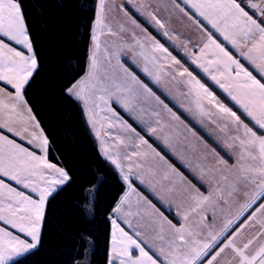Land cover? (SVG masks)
Wrapping results in <instances>:
<instances>
[{
  "label": "rangeland",
  "instance_id": "obj_1",
  "mask_svg": "<svg viewBox=\"0 0 264 264\" xmlns=\"http://www.w3.org/2000/svg\"><path fill=\"white\" fill-rule=\"evenodd\" d=\"M217 2L183 0L182 4L175 0H97L85 71L74 84L88 75L91 57L95 55L100 74L106 76V82L119 84L120 87L113 88L105 97L108 103L100 102L99 108L95 106V102H99L96 96L86 105L76 99L75 92L69 93L74 84L67 90V94L79 104L101 157L111 165L124 186L121 198L126 194L128 196L125 203L127 212H131L136 219L132 223L139 222V227L152 230L164 224L161 229L164 240L169 224L168 239L165 240L167 246L163 249L165 253L170 251V244L181 243L175 229L183 226L199 231L200 241L205 242L210 239L208 232H219L226 221L236 217L241 206L257 190L254 184H238V190L228 195L230 181L241 174L234 166L241 152L245 151L235 138L247 139L245 130L229 114L221 112L204 90L195 84V80H198L215 96L216 101L235 112L257 136H264V132L250 122V118L243 114V109L227 92L198 66L207 65L210 59H214L213 47L205 53L201 52L211 36L255 79L264 83V79H261V72H264V40L260 33L257 32L254 46H242L241 43L253 40L252 34L245 37L231 18L219 19V14L211 8H202L211 19L217 21L218 31L191 7L192 3L209 5ZM252 2L264 7V0ZM245 11L249 10L246 8ZM249 15H252L251 11ZM200 20L213 31H218L222 38L224 33L235 39L238 47L224 43ZM97 43L99 48L96 47ZM23 49L25 55H29ZM210 70L226 87L231 86L234 94L247 102L249 97L245 95V90L237 88L227 74L216 71L215 65ZM201 109L204 111L201 112ZM125 125L134 131H129ZM252 151L259 156L258 145ZM106 153L119 160L124 174L129 176L128 181L123 179L121 170L111 163ZM221 161L226 162L227 166ZM259 163V159L246 160L245 167L249 164L258 166ZM221 175L228 177V180L221 181ZM129 183L134 189L132 192L129 191ZM197 193L209 199L197 206ZM261 204H264V198L235 220L221 237L223 243L204 258L203 264H207L213 256H216L214 264H238L232 248H224L223 253L216 255L233 237L235 247L240 249L253 240L245 253L249 258L255 255L259 246L264 244V235H260L264 233ZM114 208L109 217L110 234L114 219L117 224L119 221L124 224ZM194 208L195 211L192 210ZM156 217H160V221ZM163 219L167 223H163ZM197 223L212 227L197 229ZM126 230L133 234V229L128 226ZM185 238H188L187 234ZM149 244L147 251L153 259H157V264H168L169 259L173 258L161 255L160 249L154 248H159L156 244ZM135 250L137 254L132 255L133 259L139 257V251ZM171 250L176 251L174 247Z\"/></svg>",
  "mask_w": 264,
  "mask_h": 264
},
{
  "label": "snow or ice",
  "instance_id": "obj_2",
  "mask_svg": "<svg viewBox=\"0 0 264 264\" xmlns=\"http://www.w3.org/2000/svg\"><path fill=\"white\" fill-rule=\"evenodd\" d=\"M242 4L243 7L241 6ZM191 7L195 8L201 16L209 20L213 28H216L218 31L220 29L217 21L211 19L201 10L202 8H211L214 13L219 14V19L231 18L234 26L239 25L245 37L258 32L261 39L264 40V7H261L259 3H253L252 0H239V2L237 0H218L217 3L209 5L192 3ZM246 8L251 11L252 15H249V11H245ZM157 23H160V21L157 20ZM222 34L225 40H229L234 47H238L235 39H231L227 34ZM93 38L96 39L95 36ZM14 44L23 45L29 55H24L22 51L17 50ZM96 47L99 48L98 43ZM210 47L214 48L212 52L214 59H210L207 65L200 64L198 66L243 109V114L250 118V122L258 130L264 132V83L255 79L250 72L241 66L238 60L233 59L211 36L208 37V43L204 45L201 52H207ZM161 51L166 52L167 50L161 49ZM31 53L32 44L28 36L19 0H0V81L11 84L15 89V99L24 104H26V101L23 100L22 89L28 83L37 66L35 56ZM91 61L88 75L74 84L69 89V93L75 92L76 99L83 101L86 105L92 102L93 96H96L99 102H95V106L99 108L100 102L107 104L108 101L105 97L110 94L113 88H119L120 85L106 82V76L100 74L95 55L91 57ZM213 65H215L216 71L227 74L228 78L233 81L237 88L245 90V95L249 97L247 102L239 95L234 94L231 86L226 87L216 75L212 74L210 69ZM144 71L147 72V68ZM185 71L187 70L185 69ZM189 76H191V73H189ZM132 79L135 80L136 78L132 77ZM192 79L195 80V77H192ZM261 79H264V72H261ZM137 83L139 82L137 81ZM195 84L204 90L211 101L216 103L221 112L229 114L236 124L243 126L245 130L247 139H241L239 136L235 138L240 142V146L245 151L241 152L237 165L234 166L239 169L241 174L235 175L230 181L231 188L228 195L231 196L232 192L238 190L236 187L238 184H244L245 186L254 184L257 190L241 206L236 217L226 221L219 232L213 234V232L209 231L208 236L210 239L205 242L200 241L199 231L188 230L183 226L175 229L181 243L170 244V251L168 253H165L163 249L159 250L161 255L173 257L169 259L168 264H203L204 258L210 255L212 251H215L216 248H219L220 243H223L221 237L228 232V229L235 223V220L256 204L258 200L264 198V136H257L256 132L247 124H244L235 112H231L223 104L216 101L215 96L198 80H195ZM145 91L148 90L145 89ZM3 107H7V105H4L3 101H0V108ZM12 110L15 111L14 105L12 106ZM28 111L30 112V109ZM203 111L201 109V112ZM32 119L34 120V117ZM36 126L38 127V124ZM5 127L6 124L0 123V129ZM125 127L129 131H134L127 125ZM7 130L14 132V135H20L22 139L24 138L20 132H15L11 127H8ZM24 131L27 132V129H24ZM28 143L35 144L36 147L42 149L46 154V138L38 140L33 135L28 140ZM257 145L259 147V156L252 151ZM106 156L116 168L121 170L123 179L128 181L129 176L124 174L119 160L108 153H106ZM257 159L260 161L258 166L249 164L245 167L246 160L256 161ZM221 163H225L226 165L224 161H221ZM0 176H7L9 180L15 181L17 185H22L24 189L30 190L26 194L0 180V221L17 230L14 234L7 228L0 227V264H19L18 258L30 254L39 245L46 200L56 191L59 185H63L69 180V176L64 170L48 163L46 155L43 157L38 156L34 151L22 147L15 143L14 140L8 139L2 134H0ZM220 179L224 181L228 180V177L221 175ZM129 191H134L131 183H129ZM31 193H36L37 198L34 199ZM196 196L197 206L209 199V197L203 196L200 193H197ZM126 199L127 194L114 209L115 213H120ZM225 203H227V200H225ZM260 208L264 210V204H261ZM192 210L195 211V208ZM128 215L130 216L131 213ZM206 218L204 217V219ZM185 219L187 220V216H185ZM124 223L127 224L128 228H134L133 223L129 219L125 218ZM112 224L114 229L112 233V251L114 255L110 260V264H115L116 261H119V264H157V259H153V256L149 255V252L143 246L147 245L148 241L144 239L141 231L134 230L133 234L130 235L117 224L115 219L112 221ZM201 227L210 228L212 226L197 223L196 228L199 229ZM117 232L119 236H117ZM21 233L24 235L20 236L19 234ZM185 234L188 236L187 239L185 238ZM260 235H264V233ZM224 238L227 239V237ZM218 241L219 243H217ZM234 241L235 237L228 240V243L224 244V247L220 248V251L216 255L223 253L224 248H232L235 253L234 259L238 258V264H264V244H261L255 255L249 258L245 250L254 241L249 240L248 243L244 244L243 249L235 247ZM173 247L176 249L175 252L171 250ZM131 248L139 251L138 258H132ZM215 259L216 256H213L211 260H208L207 264H214Z\"/></svg>",
  "mask_w": 264,
  "mask_h": 264
},
{
  "label": "trees",
  "instance_id": "obj_3",
  "mask_svg": "<svg viewBox=\"0 0 264 264\" xmlns=\"http://www.w3.org/2000/svg\"><path fill=\"white\" fill-rule=\"evenodd\" d=\"M96 1L19 0L37 62L23 97L48 161L69 176L46 203L38 247L19 264H107L109 217L124 186L67 94L85 71Z\"/></svg>",
  "mask_w": 264,
  "mask_h": 264
},
{
  "label": "crops",
  "instance_id": "obj_4",
  "mask_svg": "<svg viewBox=\"0 0 264 264\" xmlns=\"http://www.w3.org/2000/svg\"><path fill=\"white\" fill-rule=\"evenodd\" d=\"M175 1L177 3H182L183 4V0H175ZM200 21H201V23L203 25H205L202 20H200ZM205 26L207 28H209L212 31V33L216 37H218L220 40H222L224 43H227V44L230 43L229 41L224 40V38L221 37V35L219 34L218 31H213L210 27L207 26V24ZM256 36H257V33H253L252 34V39L253 40H251V42H249V43H246L247 41L241 43L242 46H245V45H248V44L249 45L251 44V46H254L255 45V42H256ZM5 42H7V41L5 40ZM14 47L17 50L22 51V53L25 55V51L23 49V45L14 44ZM26 54H28V52H26ZM30 78H29V80H30ZM25 86L22 89V95H23ZM23 100H24V97H23ZM0 101H3L4 105H7V107L0 108V123L6 124V127L5 128L0 129V134L6 136L8 139L14 140L15 143L21 145L22 147H25V148L29 149L30 151H34L35 154L38 155V156H42L43 157V156L46 155V160H47L48 163H50L48 161V159H47V151H46V154H45V152L42 149L36 147L35 144H29L28 143V140L31 139L33 135H35L38 140L39 139L46 138V137H45L44 133L41 131V128H40L38 122L36 121L35 117L33 116L31 110H30V112L28 111L30 109L28 107V105L27 104H24V103H20V102H18L15 99V89L13 88V86L11 84H7V83H5L3 81H0ZM13 105L15 106V111L12 110V106ZM32 117H34V120L32 119ZM37 124H38V127L36 126ZM8 127H11L12 129H14L15 132H20L24 138L22 139L20 135H14V132H9L7 130ZM24 129H27V132H25ZM47 150H48V142H47ZM50 164H52V163H50ZM55 167H57V166L55 165ZM57 168H60V167H57ZM0 180H2L4 183L8 184L10 187H14L17 190H20V191L25 192L26 194H28L30 192L29 189H24L22 187V185H17L15 183V181L9 180V178L7 176H0ZM65 184L59 185L57 187L56 191L51 196H53ZM31 195H32V197L34 199L37 198V194L36 193H31ZM135 195H137V194H135ZM51 196H49L48 199ZM129 196H132V194L129 195ZM138 196H140V195H138ZM48 199L46 200V203H47ZM121 199L122 198L120 197V199L118 200L117 204L115 205V208L120 203ZM127 199L125 200V202L123 204V207L121 208L120 213L117 214V216H119V217H121L123 219V223H124V219L125 218L129 219L131 222H132V220H136L132 216V213L131 212H127L126 204H125L126 201H127ZM150 205H151V203H150ZM45 208H46V204H45ZM44 213H45V209H44ZM129 213H131L130 216L128 215ZM156 220L160 221V217H156ZM164 221L167 223V221L163 219V223H164ZM42 223H43V221H42ZM42 223H41V227H42ZM120 223H121V221H119L118 225L120 227H122V228L125 227L124 228L125 231L128 232L126 230V228H127L126 224L125 223L124 224L121 223L123 225L122 226ZM138 224H139V222H137L135 224L133 223V226H134V228L132 230L133 232H134V230L141 231L143 233V235H144V239L147 240L148 243H150V244L151 243L152 244H156L157 246H159V248L154 247L155 249H164V248H166V246H167L166 243L167 242L165 240L168 239V233H167V228L169 227V224L168 223H167V228H166V238H165V240H164V236H163V231H161L162 227L164 228V224H162L161 226H157L155 229L153 228V230L150 229L149 227L141 228V227L138 226ZM151 224H152V222H151ZM0 227H5L9 231L13 232L14 234L17 232V230L16 229H12L10 225H5L3 221H0ZM112 232H113V227L111 226V234H110V243H109V249H108L107 264H110V260L112 259L113 255H114V253L112 251ZM40 233H41V229H40ZM19 235L20 236H23L24 234L21 233ZM134 238H136V237H134ZM163 242H164V244H163ZM150 244H149V246H150ZM143 246L145 247V250L146 251H147V249H149L147 245H143ZM35 249H33V250H35ZM130 251L132 252V255H136L137 254L136 253V250L134 248H131ZM149 255H151V254H149ZM115 264H118V261H116Z\"/></svg>",
  "mask_w": 264,
  "mask_h": 264
}]
</instances>
